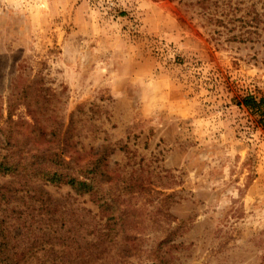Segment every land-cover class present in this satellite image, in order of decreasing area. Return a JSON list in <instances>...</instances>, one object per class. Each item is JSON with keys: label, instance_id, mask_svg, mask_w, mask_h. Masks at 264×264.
Listing matches in <instances>:
<instances>
[{"label": "rangeland", "instance_id": "rangeland-1", "mask_svg": "<svg viewBox=\"0 0 264 264\" xmlns=\"http://www.w3.org/2000/svg\"><path fill=\"white\" fill-rule=\"evenodd\" d=\"M248 94H264V0H0L2 124L30 108L105 154L119 184L134 178L138 247L99 264H264V128L237 104ZM0 191L18 239L49 232L54 209L62 234L105 231L68 185L0 174Z\"/></svg>", "mask_w": 264, "mask_h": 264}, {"label": "trees", "instance_id": "trees-1", "mask_svg": "<svg viewBox=\"0 0 264 264\" xmlns=\"http://www.w3.org/2000/svg\"><path fill=\"white\" fill-rule=\"evenodd\" d=\"M237 104L248 109L257 126L264 128V94H248ZM26 113L31 120L23 116L14 119L9 109L7 122L0 121V174L20 176L26 183L68 185L79 195H89L105 219V231L98 233L96 240L62 234L64 222L54 218V209L50 211L54 215L49 218V232L26 241L13 235L11 225L0 216V264H99L112 249L119 258L130 257L140 240L132 231L136 225L131 206L125 203L126 196L137 192L134 178L122 177L119 184L120 175L107 169L105 154L88 156L76 148L68 134L72 130L69 125L64 132L57 128L49 134L30 108ZM3 196L0 191V202Z\"/></svg>", "mask_w": 264, "mask_h": 264}]
</instances>
